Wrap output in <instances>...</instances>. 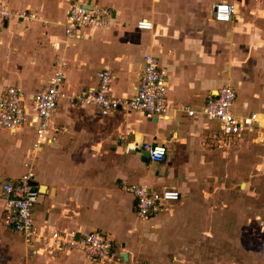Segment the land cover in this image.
Here are the masks:
<instances>
[{
  "label": "crops",
  "instance_id": "1",
  "mask_svg": "<svg viewBox=\"0 0 264 264\" xmlns=\"http://www.w3.org/2000/svg\"><path fill=\"white\" fill-rule=\"evenodd\" d=\"M0 2L36 15L0 23V97L8 87H18L30 110L33 95L47 86L59 59L66 62V93L96 87L97 74L109 70L114 95L132 97L144 57L152 54L167 71L174 107L199 109L209 93L228 84L236 92L235 114L255 113L262 120L261 127L234 137L204 116L172 111L166 121L118 111L103 117L94 107L61 101L52 117L58 142L35 156L31 126L15 132L0 127V191L31 164L41 194L33 210L35 225L47 232L102 231L121 257L116 264H233L231 257L246 259L253 243L254 262L262 264L264 233L253 215L247 217L248 185L230 184L228 140H248L264 150V0H88L112 10L111 26L83 28L69 38L63 24L70 0ZM220 2L236 7L230 23L213 19ZM141 19L151 21L153 30L137 29ZM144 142L164 145L165 163L151 162L141 149ZM130 184L174 189L181 196L141 220L134 195L125 190ZM0 224L2 247L18 253L14 264L25 250V264H103L76 250L26 245ZM167 248L175 249L172 260Z\"/></svg>",
  "mask_w": 264,
  "mask_h": 264
},
{
  "label": "built area",
  "instance_id": "2",
  "mask_svg": "<svg viewBox=\"0 0 264 264\" xmlns=\"http://www.w3.org/2000/svg\"><path fill=\"white\" fill-rule=\"evenodd\" d=\"M237 10L227 2L216 3L213 19L217 23H230ZM35 19L36 15L14 12L0 2V23L18 21L19 19ZM113 20V12L108 7L90 5L88 0H70L65 15L63 30L66 37L78 36L79 30L108 29ZM137 29L153 30V23L141 19ZM66 62L59 59L55 62L54 73L47 86L36 92L27 109L20 88L12 86L0 97V127L15 132L25 125L33 128L34 143L32 153L41 151L45 145L58 142V130L52 127V117L59 103L64 101L73 108L94 107L103 117L118 111L139 113L147 116L166 118L171 112H179L187 117L204 116L219 124L221 131L229 136L241 137L261 127L262 120L258 114L238 116L233 110L236 92L226 84L215 93H209L199 109L191 105L174 107L169 99V80L165 68L159 65L156 56L146 54L135 95L118 97L112 91V73L101 70L98 84L94 88L76 93L63 90L65 82ZM141 149L148 153L151 162L161 165L166 161L167 150L164 145L144 142ZM28 171L18 179H8L1 184L0 207L4 225L18 233L30 245L37 244L58 252L76 250L88 258L103 263L116 264L118 256L113 241L102 231L95 230L84 233H64L38 228L33 219V210L39 202L40 192L35 186L36 173L31 164H26ZM125 190L132 193L136 200V214L141 220L148 219L158 213L166 203L180 199V193L174 189H154L143 184H130ZM138 264H152L141 262Z\"/></svg>",
  "mask_w": 264,
  "mask_h": 264
},
{
  "label": "rangeland",
  "instance_id": "3",
  "mask_svg": "<svg viewBox=\"0 0 264 264\" xmlns=\"http://www.w3.org/2000/svg\"><path fill=\"white\" fill-rule=\"evenodd\" d=\"M228 142L230 143L229 147L231 149L230 170L232 172V175L231 178H229L230 184H232V186L236 185L237 188L242 183H246L248 185V189H246L245 192V208L247 217L251 218L253 215L254 221L256 220L258 225V231L261 232L263 230L264 233V150L259 149L255 144L250 143L251 141L248 140L238 141L232 139L231 141L228 140ZM246 184H244V187L246 186ZM1 219L0 223L2 222ZM0 230V234L2 235L1 224ZM23 243H25L26 245L29 244L25 240H23ZM263 244L264 240L261 246L264 252ZM252 246L253 248H248L249 250L247 253L248 255L246 254V259H239L238 256H236L231 257V262L233 264H244L243 260H246L247 263L245 264H255L254 259L256 258L254 256V243ZM25 251L23 255H19L20 257L22 256V260L19 261V264H25L26 259L29 257ZM166 252L168 260H172L174 258L175 249L167 248ZM154 254V259L158 260L157 253ZM29 255H33V252L29 251ZM17 258L18 253L10 250L9 246H7L6 248L2 247V241L0 240V264H14L15 262H17ZM261 262L262 264H264V259H262Z\"/></svg>",
  "mask_w": 264,
  "mask_h": 264
},
{
  "label": "water",
  "instance_id": "4",
  "mask_svg": "<svg viewBox=\"0 0 264 264\" xmlns=\"http://www.w3.org/2000/svg\"><path fill=\"white\" fill-rule=\"evenodd\" d=\"M7 23V22H6ZM145 155L148 157V153L145 152ZM127 259V257L125 256V260Z\"/></svg>",
  "mask_w": 264,
  "mask_h": 264
},
{
  "label": "bare ground",
  "instance_id": "5",
  "mask_svg": "<svg viewBox=\"0 0 264 264\" xmlns=\"http://www.w3.org/2000/svg\"><path fill=\"white\" fill-rule=\"evenodd\" d=\"M258 118H259V116H258Z\"/></svg>",
  "mask_w": 264,
  "mask_h": 264
}]
</instances>
